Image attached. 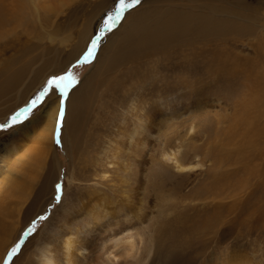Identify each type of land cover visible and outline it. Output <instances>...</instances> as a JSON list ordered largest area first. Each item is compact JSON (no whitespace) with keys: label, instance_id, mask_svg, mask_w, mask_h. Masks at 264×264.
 I'll use <instances>...</instances> for the list:
<instances>
[{"label":"rangeland","instance_id":"1","mask_svg":"<svg viewBox=\"0 0 264 264\" xmlns=\"http://www.w3.org/2000/svg\"><path fill=\"white\" fill-rule=\"evenodd\" d=\"M118 3L0 0V124L47 89L27 120L0 128V190L2 183L7 188L0 206L14 212L8 217L13 226L0 229V264L17 243L7 264H35L38 234L52 222L59 225L55 216L66 191L69 207L93 193L97 183L108 199L119 200L125 172L109 168L100 181L103 172L94 157L156 110L160 114L149 120V132L138 134V149L124 157L138 160H131L127 178L128 200L141 203L144 217L134 236L142 251L138 264H219L235 258L234 264H264V0H139L101 35ZM93 39L95 53L84 63ZM67 74L72 80L64 82L65 91L48 84ZM82 93L87 102L74 118L69 101ZM159 100L180 104L179 109L165 115ZM54 102L48 148L39 140L41 112ZM124 114L129 117L120 128ZM32 118L37 122L26 136L14 134ZM190 130L195 140L181 149L207 165L195 180L177 177L160 159L177 150ZM32 149L43 150L46 158L26 188L23 167ZM18 185L22 188L15 189ZM23 200L24 226L18 227L17 204Z\"/></svg>","mask_w":264,"mask_h":264},{"label":"bare ground","instance_id":"2","mask_svg":"<svg viewBox=\"0 0 264 264\" xmlns=\"http://www.w3.org/2000/svg\"><path fill=\"white\" fill-rule=\"evenodd\" d=\"M87 95L88 94L86 93H82L81 97H77L72 102L69 101L70 108H74V118H79L81 116L84 110L83 107L87 102ZM162 100H159V102L163 104V108L167 109V111L165 109L163 110L164 113L166 112L165 115H170L171 112L175 111L174 109L176 108L179 109L180 104L169 105L167 104L168 101ZM57 108V102L56 104L54 102L52 104H47L41 112V116L43 117L41 118L43 120V124L41 125V138H39V140L41 141V144L45 143L48 148H51L52 146L51 143L55 128ZM135 108L136 105L132 104L129 113L132 114ZM156 113L158 115L160 114L157 110L155 112L145 114L143 117L144 119L139 123V127L138 123H133L131 127L127 128L122 136H115L111 138L109 140V147H102L94 157V164L102 168L101 171L103 172V175H101L100 181H104L107 179L105 173L108 172L109 168L110 170L115 171H117L119 168L121 169V171L125 172V176H123V178L121 177L123 182L121 191L119 188L120 199H108L109 197H107L105 192H103V190L101 189V183H97L95 187L96 189L93 190V193L87 192L88 195L84 198L80 196L78 199V204L76 206L71 205L70 208L68 205L70 203V200L68 196H66V194L68 193L66 191L59 206L60 214L55 216V218L59 219V225L55 226L56 223L54 224L52 222V224L50 223L51 225H49V227L47 225L48 229H46L45 227L41 231V233L38 234L37 243L36 246H34L35 251L33 254L35 264H138V258L141 257L142 251H139L138 246H136L138 245V237L136 238L134 236L138 234V231L136 230L142 226L144 217L141 214V203L138 204L137 202L136 204H132L129 202V190L127 187V185H129L127 178H129L131 176V173L133 172V168H131L133 163L131 160L134 159L133 161H135L136 164L138 163V160L136 159V155L132 156L128 162L124 160V157L128 156V153L133 155V151L138 149V134L142 135L149 132V120H153ZM128 117L129 116L127 114H124V118L120 123V128L125 127ZM36 122L37 118L29 119L24 124L15 129L14 134H22V136H26L27 131L30 130V128L34 126ZM195 135V131L190 130V132L186 134V139L180 141L177 150L160 155L161 162L164 165L168 166V168L173 170V173L177 177L190 178L195 180L199 176H204V169L207 167L206 162L201 158H188L189 156L184 154V150L181 149L184 144L186 145L189 141L195 140ZM11 137L12 134H10V136L8 137L7 142L10 141ZM14 150H18V147L15 146ZM43 150H29L28 155L30 157L28 159L25 158L26 161L24 163V171L22 175H24L25 173L27 174L23 178L20 177V179L22 178V181H19H21L22 185H25L26 188H28V186L32 184L31 181L33 179H31V175H35V177L38 176V171L41 172L42 167H44L46 156L45 154H42ZM23 151L26 152V150ZM224 155L228 156L229 152L227 150H224ZM205 156L206 155H204L203 157ZM29 167H31L32 169L28 171ZM29 172L32 173L30 174ZM214 174H216V171L214 172ZM69 181L70 187L73 181V177H69ZM2 185L3 187H5L4 183H2ZM3 187L0 190V193L4 192V189H7ZM21 188L22 187L18 185L15 189ZM6 193H3V195H6ZM36 193L34 194V197H36ZM43 194L45 193H42V195ZM39 198L41 199L42 197L36 198L40 203ZM8 200L10 201L9 197ZM25 200L17 204L18 209L16 213V226L18 227L24 226L23 222L21 223L20 220V213ZM3 208L4 207L0 206V222H3L2 224H0V229H3L5 223L10 227L13 226V222L9 220L8 217L14 216V212H8V209L6 210ZM51 221L53 220L51 219ZM6 227L8 228V226ZM3 233L7 236L8 232L6 230ZM9 239L10 238H7V240ZM140 261L143 262L144 260L141 259ZM237 262L238 261L235 258L232 260L229 259L226 261H222L219 264H234Z\"/></svg>","mask_w":264,"mask_h":264},{"label":"snow or ice","instance_id":"3","mask_svg":"<svg viewBox=\"0 0 264 264\" xmlns=\"http://www.w3.org/2000/svg\"><path fill=\"white\" fill-rule=\"evenodd\" d=\"M136 3H139V0H131V2H129V0H119V3L116 5V8H115L114 15H111L105 21L104 29L102 30L101 35H103L104 31H111L113 29V27L116 25V23L120 20L125 9H127L129 7H133ZM97 39H99V38H97ZM97 39H93L91 41L90 47L87 49L86 53L82 57V61L84 63L89 62L91 60V58L93 57V55L95 53V49L97 47ZM71 80H72V78H71L70 74H67V75L49 80L48 84L50 86L55 85L57 88H60L61 91L63 92L69 87V83H64V82L65 81L71 82ZM61 84H63L62 88H61ZM46 92H47V89H45L44 92H42L39 96H37L36 99L33 100L28 107L20 109L15 115H13L11 117V120L9 123L0 124V128H10L13 125L23 123L24 120H27L29 118L33 108H35L37 103L40 102V100L42 99L43 95ZM62 104H63V101H62ZM21 117H23V120H21ZM60 123L61 122L58 118L57 119V131H59ZM57 190L59 191V186H57ZM40 219H44V217H40ZM19 248H20V244L17 243L16 246L13 247L11 249V251L8 253V257H7V260L5 261V264H7L8 260L12 259V257L17 253Z\"/></svg>","mask_w":264,"mask_h":264}]
</instances>
